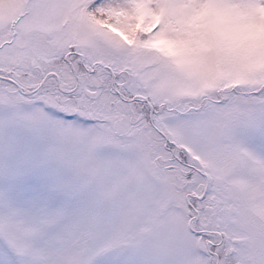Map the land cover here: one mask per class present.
<instances>
[{
	"label": "snow or ice",
	"instance_id": "snow-or-ice-1",
	"mask_svg": "<svg viewBox=\"0 0 264 264\" xmlns=\"http://www.w3.org/2000/svg\"><path fill=\"white\" fill-rule=\"evenodd\" d=\"M0 264H264V0H0Z\"/></svg>",
	"mask_w": 264,
	"mask_h": 264
}]
</instances>
